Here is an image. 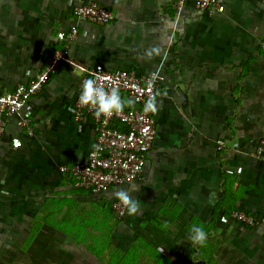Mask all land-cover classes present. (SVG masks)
Here are the masks:
<instances>
[{
  "label": "crops",
  "instance_id": "0c3cea01",
  "mask_svg": "<svg viewBox=\"0 0 264 264\" xmlns=\"http://www.w3.org/2000/svg\"><path fill=\"white\" fill-rule=\"evenodd\" d=\"M93 1L112 11V23L77 22L75 9ZM223 5V13L210 14L191 0L181 11L177 0H0V94L43 69L62 48L58 33L74 24L80 31L68 60L0 139V211H9L0 226L17 217L30 227L38 215L101 237L104 201L126 189L140 214L127 213L114 229L112 242L123 251L142 238L168 264H264V228L232 218L235 211L264 218V162L256 157L264 140V0ZM152 47L161 54L149 60ZM94 68L140 76L159 70L164 78L143 175L105 195L77 188L61 171L86 164L95 144L94 122H76L73 113ZM21 117L31 119L32 135ZM193 224L208 233L204 247L188 240Z\"/></svg>",
  "mask_w": 264,
  "mask_h": 264
},
{
  "label": "built area",
  "instance_id": "2783aa9c",
  "mask_svg": "<svg viewBox=\"0 0 264 264\" xmlns=\"http://www.w3.org/2000/svg\"><path fill=\"white\" fill-rule=\"evenodd\" d=\"M187 1L177 0L178 11L184 8ZM191 1L197 9L208 11L210 14L223 13L225 10L223 0ZM74 14L77 22L98 26L108 25L115 19L110 9L96 1L77 7ZM79 37L80 31L77 24L58 33L54 40L58 45H62V48L52 52L43 69L31 81L19 84L10 93L0 94V139L7 130L9 120L18 116L25 105L38 96L51 78L58 73L60 66L70 57L71 45ZM153 73L158 76L153 86L149 88L148 81ZM153 73L140 76L134 71L110 72L101 68L87 71L83 81L94 78L98 84H103L107 89L118 87L121 96L126 95L136 103L133 109L125 108L119 116L96 119L92 110L81 106L77 98L73 108L75 121L83 122L86 118L91 119L96 126L95 144L103 149L97 156L91 155L92 150L84 165L61 168L64 174L73 177L77 188L94 195H105L116 187L135 183L143 175L157 136L156 120L152 113L143 111V106L150 96L154 94L159 96L160 86L164 80L159 70ZM18 124L32 135L30 118L21 117ZM117 124L125 126L126 130H120ZM256 157L264 162V140L257 147ZM112 208L117 219L123 220L126 217L127 209L118 200L113 202ZM232 218L245 227L259 225L264 228V218L250 216L244 211L233 212Z\"/></svg>",
  "mask_w": 264,
  "mask_h": 264
},
{
  "label": "trees",
  "instance_id": "16d2710c",
  "mask_svg": "<svg viewBox=\"0 0 264 264\" xmlns=\"http://www.w3.org/2000/svg\"><path fill=\"white\" fill-rule=\"evenodd\" d=\"M120 130L125 131L123 125H116ZM105 203V227H100L103 234L101 237L91 236L86 237L77 235L82 227L75 226H61L55 223H50L47 218L41 219L38 215L34 216V221L24 240L25 245L29 246L32 256L28 257L29 260L34 259L40 263L42 261L39 257L40 254H45V250L49 248L47 244H51L54 238H44L39 240L38 235H47L42 232L51 233L55 237V231L61 234L57 238L60 241L56 245V252L50 253L49 260L58 264H148L150 260L155 264H168L170 261L163 258L160 253L153 252L151 247L142 238L134 242V244L126 251L115 246L112 242L114 229L120 223L116 220L111 201H104ZM38 216V217H37ZM94 228L96 225L91 224ZM99 228V227H98ZM104 228V229H103ZM49 237V236H48ZM90 240V243L86 242ZM49 254V253H48ZM150 258V259H149Z\"/></svg>",
  "mask_w": 264,
  "mask_h": 264
},
{
  "label": "clouds",
  "instance_id": "9594fccd",
  "mask_svg": "<svg viewBox=\"0 0 264 264\" xmlns=\"http://www.w3.org/2000/svg\"><path fill=\"white\" fill-rule=\"evenodd\" d=\"M161 54L159 47L148 49L145 56L151 60ZM158 74L153 73L148 81V87L153 86ZM78 103L81 106L88 107L92 110L93 116L96 119H109L113 116H119L125 108L133 109L135 101L131 98H124L120 94L118 87L107 89L103 84H98L96 79H86L82 82V88L78 97ZM157 95L150 96L144 103L143 111L145 113L157 112ZM93 149L91 155L97 156L102 152V148L98 144L91 145ZM116 199L127 209L129 216L140 214V202L134 199L129 190L118 189L115 192ZM167 225H165L166 227ZM208 233L202 225L193 224L189 229L188 240L193 247H204L207 243ZM163 251V250H161Z\"/></svg>",
  "mask_w": 264,
  "mask_h": 264
},
{
  "label": "rangeland",
  "instance_id": "374dc122",
  "mask_svg": "<svg viewBox=\"0 0 264 264\" xmlns=\"http://www.w3.org/2000/svg\"><path fill=\"white\" fill-rule=\"evenodd\" d=\"M8 212L9 211H0V217L6 218L7 216H9ZM31 212V210H28V217L25 216L26 219H29V215L31 214ZM26 219L25 222L27 221ZM13 221L15 223L9 227L7 226L3 228L2 226H0V264H58L56 262H52V260H49L48 258H50V253L57 251L54 241H56L57 245V243L60 241V238H56V236L54 237V235L51 233L47 234L46 236L38 235L39 240H44L45 237H52L54 239L51 244H47V246L50 245L49 248L45 250V252L47 253L39 255L38 258L42 260L40 261V263L36 262L34 259L29 260L28 257H31L32 254L29 246L25 245L24 240L30 227L28 225L25 227L21 223V221L19 222L17 217L13 218ZM8 231L10 232V234H8ZM3 232L6 233L4 234Z\"/></svg>",
  "mask_w": 264,
  "mask_h": 264
}]
</instances>
